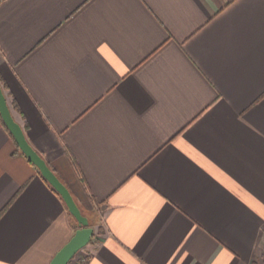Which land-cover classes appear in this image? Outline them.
Returning a JSON list of instances; mask_svg holds the SVG:
<instances>
[{
	"label": "crops",
	"instance_id": "obj_1",
	"mask_svg": "<svg viewBox=\"0 0 264 264\" xmlns=\"http://www.w3.org/2000/svg\"><path fill=\"white\" fill-rule=\"evenodd\" d=\"M0 79L94 228L69 264H264V0H0ZM79 228L0 117V264Z\"/></svg>",
	"mask_w": 264,
	"mask_h": 264
},
{
	"label": "water",
	"instance_id": "obj_2",
	"mask_svg": "<svg viewBox=\"0 0 264 264\" xmlns=\"http://www.w3.org/2000/svg\"><path fill=\"white\" fill-rule=\"evenodd\" d=\"M0 114L15 138L22 153L32 162L48 183L60 194L70 214L77 220L79 229L70 241L55 255L50 264H69L75 255L92 240L94 228L82 213L70 189L49 166L45 158L29 142L23 127L17 122L8 104L6 94L0 83Z\"/></svg>",
	"mask_w": 264,
	"mask_h": 264
},
{
	"label": "trees",
	"instance_id": "obj_3",
	"mask_svg": "<svg viewBox=\"0 0 264 264\" xmlns=\"http://www.w3.org/2000/svg\"><path fill=\"white\" fill-rule=\"evenodd\" d=\"M0 83H1V85H2V87H3V90H4V92H5V84L3 83V81L0 79ZM8 101V100H7ZM8 104H9V106H10V108H11V111L13 110V109H19V106H18V104L16 103V101H13V103H9L8 102ZM0 117H1V119H2V121H3V124H4V126L6 127V129L9 131V133L11 134V136L13 137V139L15 140V138H14V136H13V134L10 132V130H9V128L7 127V125L5 124V122H4V120H3V118H2V116H1V114H0ZM18 146V145H17ZM19 148V147H18ZM20 149V148H19ZM40 153V152H39ZM41 154V153H40ZM41 156L43 157V155L41 154ZM44 158V157H43ZM48 163V162H47ZM49 164V163H48ZM49 166L51 167V169H53V167L49 164ZM54 170V169H53ZM39 174L41 175V177H43L42 176V174L39 172ZM43 179H45L44 177H43ZM46 180V179H45ZM47 181V180H46ZM48 182V181H47ZM52 187V186H51ZM53 188V187H52ZM53 190L58 194V195H60L54 188H53ZM62 198V197H61ZM79 205V204H78ZM80 207V206H79ZM71 215V214H70ZM72 216V215H71ZM73 217V216H72Z\"/></svg>",
	"mask_w": 264,
	"mask_h": 264
}]
</instances>
